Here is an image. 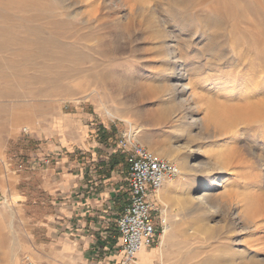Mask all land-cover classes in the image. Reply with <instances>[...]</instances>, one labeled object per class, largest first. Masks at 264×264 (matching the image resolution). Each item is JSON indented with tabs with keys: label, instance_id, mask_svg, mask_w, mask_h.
<instances>
[{
	"label": "rangeland",
	"instance_id": "1",
	"mask_svg": "<svg viewBox=\"0 0 264 264\" xmlns=\"http://www.w3.org/2000/svg\"><path fill=\"white\" fill-rule=\"evenodd\" d=\"M153 30L163 31L166 42ZM168 44L187 65L199 100L202 95L219 98L221 89L243 76L264 79V0H0V173L9 172L6 160L37 148L30 136L60 130L55 126L60 116L80 107L106 125L112 144L123 131L131 134L125 119L158 156L166 158L157 153L164 147L190 143L183 123L176 126L186 107L171 113L166 92L155 90L168 79L161 58ZM245 136L239 143L249 158L244 166L261 163L250 171L264 184V144L257 133ZM116 148L120 151L117 143ZM234 165H227L224 181L213 191L220 201L212 217L169 204L178 229L161 245L159 227L155 242L145 249L150 264L220 262L223 249H241L251 239L242 230L243 242H238L227 231L226 207L243 204V193L251 187L257 196L262 190ZM16 179L0 178V264H25L27 258L36 264H81L61 256L56 243L43 239L45 229L24 217L16 203L24 195L8 188L24 190L29 183ZM200 221H210L211 229L189 228ZM158 249L163 255L152 259Z\"/></svg>",
	"mask_w": 264,
	"mask_h": 264
},
{
	"label": "bare ground",
	"instance_id": "2",
	"mask_svg": "<svg viewBox=\"0 0 264 264\" xmlns=\"http://www.w3.org/2000/svg\"><path fill=\"white\" fill-rule=\"evenodd\" d=\"M153 31L161 42H166L163 31ZM172 45L163 47L164 51L161 52V58L166 62L164 74L168 79L160 80L155 90L166 92L168 98L164 99V103L171 113L174 112L172 111L174 107H178L177 109L186 107L183 115H179L180 118L176 119V126L181 127L179 124L183 123L181 130L194 143H183L181 140L182 142L179 141L175 145L157 151L158 154L174 161L179 167L176 182L168 180L157 190V199L162 203L163 216L161 245L166 244L178 229L176 227L178 218L173 219L168 212L169 204L172 203L193 212L203 211L212 217L215 214H213L215 205L220 201L213 191L224 181L223 173L227 165L235 164L243 168L249 179L248 183L251 186H257L262 193L257 196L251 187L243 193L245 197L243 204L236 203L229 208L226 207L230 217V221H226L227 231L237 235L238 242H243L240 236L242 230L248 232L251 239L246 240V244L240 247L241 249L236 248L234 251L223 249L220 262L210 260L201 261L200 264H264V184L263 180H256L257 177L250 171L259 167L261 163L252 160L249 166H244L249 158H246L244 149L239 144L244 141L246 134L255 136L256 133L264 144V79L243 76L239 80L229 81L230 83L224 89L220 88L219 98H217L219 100L216 98L213 100L211 95H202L199 100L194 91L196 85L191 83L187 65L180 62L182 56L177 54L175 45ZM107 113L112 114L111 111ZM125 121L131 126L130 135L137 139L135 130L137 126L134 127L128 119ZM195 141L198 142L195 143ZM212 171H217L218 175L209 176L208 174ZM219 174H222V177ZM196 225L189 228H192V231L194 229V232L200 229L204 231L211 229L210 221H200L197 227ZM189 228L187 227L186 230ZM145 249L141 248L138 251L137 264L151 263ZM162 255L163 251L158 249L152 259L157 260Z\"/></svg>",
	"mask_w": 264,
	"mask_h": 264
},
{
	"label": "crops",
	"instance_id": "3",
	"mask_svg": "<svg viewBox=\"0 0 264 264\" xmlns=\"http://www.w3.org/2000/svg\"><path fill=\"white\" fill-rule=\"evenodd\" d=\"M59 120L60 130L30 136L37 148L6 160L9 172L0 178L28 180L27 189L14 185L8 191L24 195L16 202L24 217L45 229L43 239L56 243L61 256L110 264L119 256L116 219L129 198L126 154L117 150L118 139L111 143L106 125L82 107Z\"/></svg>",
	"mask_w": 264,
	"mask_h": 264
},
{
	"label": "built area",
	"instance_id": "4",
	"mask_svg": "<svg viewBox=\"0 0 264 264\" xmlns=\"http://www.w3.org/2000/svg\"><path fill=\"white\" fill-rule=\"evenodd\" d=\"M23 131L27 133L26 128ZM117 147L126 154L129 198L116 219L119 260L115 264H137L138 251L152 245L159 235V227L163 229L157 190L166 181L177 178L179 167L174 161L150 151L128 130L120 135ZM25 264L34 263L27 258Z\"/></svg>",
	"mask_w": 264,
	"mask_h": 264
}]
</instances>
